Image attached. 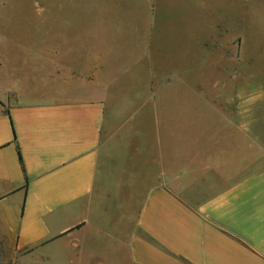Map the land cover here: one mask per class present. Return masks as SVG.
I'll use <instances>...</instances> for the list:
<instances>
[{
	"label": "crops",
	"instance_id": "obj_1",
	"mask_svg": "<svg viewBox=\"0 0 264 264\" xmlns=\"http://www.w3.org/2000/svg\"><path fill=\"white\" fill-rule=\"evenodd\" d=\"M24 33L0 36L19 54L0 59V240L15 264H264V169L224 188H184L200 166L227 175L237 160L195 155L192 168L195 156L179 166L152 148L135 172L144 188H98L103 69L88 50H47ZM178 167L188 177L175 178ZM123 209L128 220L114 217Z\"/></svg>",
	"mask_w": 264,
	"mask_h": 264
},
{
	"label": "rangeland",
	"instance_id": "obj_2",
	"mask_svg": "<svg viewBox=\"0 0 264 264\" xmlns=\"http://www.w3.org/2000/svg\"><path fill=\"white\" fill-rule=\"evenodd\" d=\"M24 32L47 50H88L103 69L109 143L98 188H144L135 172L152 148L179 166L195 155L237 160L227 175H205L195 156L194 177L175 168L184 188H224L264 169V0H0V36ZM17 56L0 42V59ZM14 258L0 240V264Z\"/></svg>",
	"mask_w": 264,
	"mask_h": 264
}]
</instances>
